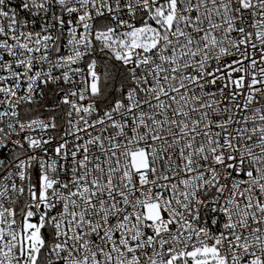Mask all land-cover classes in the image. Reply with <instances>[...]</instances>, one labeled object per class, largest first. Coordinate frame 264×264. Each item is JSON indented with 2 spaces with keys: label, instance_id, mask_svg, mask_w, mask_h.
<instances>
[{
  "label": "snow or ice",
  "instance_id": "6c2138e0",
  "mask_svg": "<svg viewBox=\"0 0 264 264\" xmlns=\"http://www.w3.org/2000/svg\"><path fill=\"white\" fill-rule=\"evenodd\" d=\"M0 264H264V0H0Z\"/></svg>",
  "mask_w": 264,
  "mask_h": 264
}]
</instances>
